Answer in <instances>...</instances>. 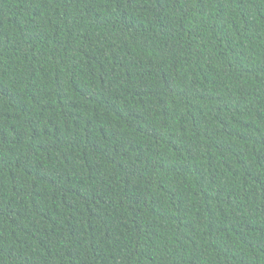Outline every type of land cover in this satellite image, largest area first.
<instances>
[{
    "label": "trees",
    "instance_id": "16d2710c",
    "mask_svg": "<svg viewBox=\"0 0 264 264\" xmlns=\"http://www.w3.org/2000/svg\"><path fill=\"white\" fill-rule=\"evenodd\" d=\"M0 264H264V0H0Z\"/></svg>",
    "mask_w": 264,
    "mask_h": 264
}]
</instances>
